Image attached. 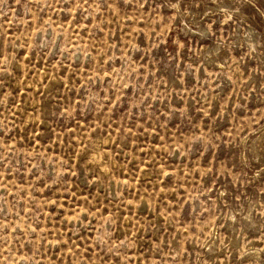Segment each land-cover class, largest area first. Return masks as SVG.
Segmentation results:
<instances>
[{
	"label": "rangeland",
	"instance_id": "obj_1",
	"mask_svg": "<svg viewBox=\"0 0 264 264\" xmlns=\"http://www.w3.org/2000/svg\"><path fill=\"white\" fill-rule=\"evenodd\" d=\"M0 264H264V0H0Z\"/></svg>",
	"mask_w": 264,
	"mask_h": 264
}]
</instances>
